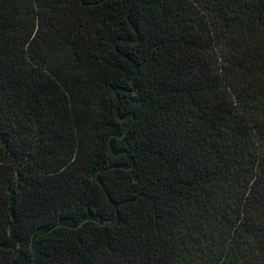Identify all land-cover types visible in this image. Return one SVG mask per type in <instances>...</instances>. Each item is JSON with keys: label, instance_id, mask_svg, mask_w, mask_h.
Instances as JSON below:
<instances>
[{"label": "trees", "instance_id": "trees-1", "mask_svg": "<svg viewBox=\"0 0 264 264\" xmlns=\"http://www.w3.org/2000/svg\"><path fill=\"white\" fill-rule=\"evenodd\" d=\"M0 264H264V0H0Z\"/></svg>", "mask_w": 264, "mask_h": 264}]
</instances>
